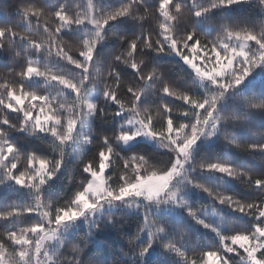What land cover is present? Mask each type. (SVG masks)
<instances>
[{
  "label": "snow or ice",
  "instance_id": "1",
  "mask_svg": "<svg viewBox=\"0 0 264 264\" xmlns=\"http://www.w3.org/2000/svg\"><path fill=\"white\" fill-rule=\"evenodd\" d=\"M240 2L241 0H211L209 6L200 8L196 7V0H191V7L174 0H156L154 7H149L147 0H123L119 8L106 11L101 10L98 3L88 0L90 11L72 14L63 4L51 10L42 0L39 2L23 0L18 8L17 22L0 25V51L11 54L13 61L26 49H31L34 55L43 53L47 57L55 56L56 59L65 61L79 70L78 78H73L60 71L55 73L50 70L41 71L39 67H33L32 61L28 60L26 67L19 73L18 90L16 84L12 82L0 83V89H3V93H0V107L18 114V119L14 123L7 117L0 121V176L29 189L36 209L40 207L49 209L41 214L40 220L36 223L6 232L11 252L7 251L6 243L0 241V264H59L57 258L50 252L51 242L59 237L66 223L95 211L105 201L143 197L148 201H172L178 205L184 204L183 199L179 197L180 185L193 183L188 169L192 164V148L201 137L215 135L222 123L236 119L221 115L217 104L225 91L238 87L255 67L264 63V27L257 31L225 26L214 38L202 42L201 34H197L194 30L185 31L182 36L177 35V26L184 20L183 10L186 7L190 8L191 16L199 18L214 8L228 7ZM259 3L264 7V0H259ZM141 7L143 12L138 14L137 10ZM152 9L159 13L155 19L158 21V34L161 38L155 42L151 40L150 33L146 34L144 28V23L148 21ZM45 16L55 17L54 30L47 22L43 26L39 25L38 21ZM124 17L139 24L141 30L133 37H120L122 43L126 41L122 47L124 51L115 54L112 61L107 64V76L114 81L115 87L105 85L101 88L99 84L102 81H99L97 76L101 74L102 66L95 59V49L105 39L104 29L111 22ZM33 18L37 20V32L42 27L47 34L45 40L37 41L32 38ZM85 25L89 26L90 30L86 31L83 38L76 39L80 43V58H76L62 47L65 43V32ZM18 28L24 29V34L18 32ZM67 40L73 41L68 38ZM252 45H255L256 51H253ZM145 50L175 53L190 66L202 83L207 82L208 85L214 86L216 91H213L212 87H207L204 96H192L162 80L155 68L145 73L143 55ZM202 50L205 53L209 51L215 53V61L211 68L202 67L197 63V60L209 59L207 55L201 56ZM137 56L141 58L138 60ZM118 64L127 65L135 73V79L128 81L127 87L130 107H126L118 97L122 81L121 74L116 68ZM34 77L55 84L59 88L56 96L44 95L28 89L25 82ZM157 82L161 85L159 89L155 88ZM97 87L102 89L106 101L117 106V111L113 115L125 116L122 130L115 135L116 141L127 143L140 135L152 137L161 147L168 149L172 158L165 167L152 171L151 175L146 173L153 169L154 165L147 157L135 155L126 159L121 158L123 170L118 174L119 187L113 188L109 183L112 177L106 178L104 174L105 169L113 163L112 158H116L119 154L114 151L110 143L112 138L103 137L102 150L98 154L99 167L95 168L91 163L85 164L83 171L88 174V178L82 190L77 191L68 204L55 207L53 211L51 202L47 200L45 203L42 188L62 166L65 145L92 143L90 136L78 132L77 127L83 128L87 119L95 115L98 105L91 100L90 93ZM65 90L72 93L73 98L70 102ZM150 93H158L182 101L186 108L178 112V110L174 111L173 106L163 104L162 108L157 110L164 118V123L158 130L152 110L142 103V97ZM26 100L29 102L27 106ZM251 107L264 108V102L253 103ZM99 111L103 114V108H99ZM64 112L68 113L66 120ZM177 115L186 119L179 120L176 118ZM11 129L28 130L32 134H49L54 138V150L59 153L58 158L53 160L33 153H21L16 145L8 140V131ZM227 142L242 147L233 140ZM246 150L264 151V143L247 145ZM21 156L25 170L17 167ZM196 168L227 175L264 195V178L253 180L250 172L220 162L193 164L192 170ZM194 186L207 192L219 204L226 205L255 221L246 229L236 230L235 234L228 236L218 227L199 219L197 212L189 210V215L197 223L216 233L223 249V251L220 249L207 251L201 256L199 264H235L233 257L236 256L240 257L243 264H264V199L259 202H245L199 183ZM32 211V205L26 208H12L0 212V220L21 217L25 212ZM146 223L155 229V233L163 231V228L150 218H146ZM165 246L178 253L182 257L183 264H198L194 258L189 260L187 253L174 244L169 243ZM240 249L243 251H239ZM73 251L79 254L80 249L74 248ZM143 251L146 252L147 247ZM72 264H80V262L78 259H73Z\"/></svg>",
  "mask_w": 264,
  "mask_h": 264
},
{
  "label": "trees",
  "instance_id": "2",
  "mask_svg": "<svg viewBox=\"0 0 264 264\" xmlns=\"http://www.w3.org/2000/svg\"><path fill=\"white\" fill-rule=\"evenodd\" d=\"M39 2V0H38ZM51 10H55L60 4L65 5L72 14L90 11L87 0H42ZM191 7V0H174ZM23 0H0V25L16 23L18 18V8ZM98 3L101 10L111 11L117 9L123 0H93ZM149 7H154L156 0H147ZM211 0H196V7H207ZM183 10L184 20L177 26L179 36L184 35L185 31H195L200 35L202 42L214 38L225 26L233 28H248L259 31L264 27V7L259 0H241L240 3L228 7H218L212 9L206 15L199 18L191 16L190 8ZM138 14L143 12V8L137 10ZM159 13L152 9L148 16V21L144 23L146 34H151V40L155 42L160 39L158 21L155 19ZM47 24L54 30L55 17L45 16L38 23L43 26ZM37 20L33 18L32 31L33 39L40 41L47 38V34L42 30L37 32ZM140 25L135 21L124 17L111 22L105 29V39L101 41L95 49V59L101 64V74L97 76L99 87L105 85L115 87L114 81L107 76L109 64L115 54L124 51L125 42H121L120 37H133L140 32ZM18 32L24 34V29L18 28ZM88 27L73 28L65 32V43L62 47L70 55L79 57L80 43L76 39L84 37ZM207 37V38H205ZM73 40L68 41L67 40ZM22 46V45H21ZM256 51L255 45H252ZM19 51V49H17ZM55 52V49H53ZM145 73L153 68L158 70L160 78L174 85L176 88L188 92L192 96L202 97L205 89L214 86L207 82H201L189 65L185 64L180 56L175 53L154 52L145 50ZM207 55V61L197 60L199 65L211 68L215 61V53L201 51V56ZM141 57L137 56L139 60ZM28 60L32 61L33 67H39L41 71L50 70L52 73L60 71L69 74L70 70L63 67L65 61L56 59L55 56L47 57L41 53L32 54L31 49H26L15 61L11 59V54L0 51V83L12 82L19 88V73L26 67ZM258 62V60H257ZM9 66V67H8ZM8 67V68H7ZM67 68V66H66ZM120 72L122 81L118 91V97L130 107V94L127 93L128 81L135 79V73L127 65H116ZM77 70L75 76L78 78ZM28 89L44 95L56 96L59 88L42 78H35L25 82ZM97 87L91 93L92 101L98 105L95 115L89 117V130L92 143L86 144L80 156L70 159L72 150L71 145L64 146L63 164L56 174L49 181V195L47 200L51 202L53 211L55 207L64 206L71 201L74 194L82 190L86 183L88 174L84 173L85 164L91 163L95 168L99 167V151L102 150L103 137H111L110 143L114 151L119 155L113 159L105 173V177L111 176L109 181L113 188L119 187L118 174L123 170L121 158H128L135 155L147 157L154 168L146 174L151 175L152 171L163 168L171 160L172 154L168 149L155 144H148L136 141L128 147H124L119 141L115 140V135L122 130L125 116L113 115L117 111V106L104 99L102 89ZM160 83L155 84L159 89ZM3 93V89H0ZM90 93V94H91ZM65 95L69 102L72 100V93L65 90ZM7 102V101H6ZM264 102V63L255 67L246 79L236 88L225 91L224 96L217 104V109L221 115L236 117L220 125L217 133L211 137H201L193 146L191 151L192 164L188 166L189 176L193 183H183L180 185L179 197L184 204H170L169 207L162 206L163 202L145 203L141 205L139 200L129 197L124 200L125 207H135L134 210H117L105 214L103 217L93 222L88 230H80L65 239L62 243L50 251L57 258L59 264H72L73 259H78L80 264H183L182 257L165 245L172 243L181 251L186 252L189 260L196 259L198 264L201 256L207 251L222 249L219 239L215 232L210 228H205L197 223L189 210L197 212L199 219L205 223L216 226L225 235L235 234L236 230H243L251 226L255 221L253 218L245 216L232 208L219 204L207 192L194 185L199 183L215 191H221L227 195L234 196L241 201H256L264 199V195L259 194L246 184L237 179L221 174L196 168L192 170V165L196 163L220 162L231 165L233 168L250 172L253 180L264 178V151H247V145L264 143V108H253V103ZM25 101V105H28ZM39 103V102H37ZM142 103L152 110L154 121H157L156 128L161 129L164 123L162 114H158V108H162L167 103L174 107V111H182L186 105L182 101L171 97L161 96L158 93H150L142 97ZM99 108H103V114ZM38 111V109H37ZM63 111V110H61ZM35 115V112H34ZM68 113L64 112L67 119ZM8 118L11 122H16L18 114L11 112L7 108L0 107V121ZM179 120L186 117L177 115ZM7 127V126H4ZM8 140L16 145L21 153H33L40 157L55 160L59 153L54 150V138L47 133L32 134L28 130L8 131ZM233 140L242 147H236L227 141ZM135 167V165H133ZM17 167L24 169L23 156L17 162ZM243 179V178H241ZM171 202V201H169ZM0 197V212L8 211V205ZM45 211H49L45 208ZM44 211V212H45ZM35 215L37 213L35 212ZM33 218V219H32ZM40 217H28L15 220H0V241L7 245V251L11 252V245L8 242L6 232L19 230L23 227L34 224ZM146 218H150L163 228V231L155 233V229L147 225ZM32 221L30 222V220ZM230 243V241H228ZM150 245V246H149ZM147 247V251L143 249ZM238 247V246H236ZM74 248L80 249L79 254L73 251ZM239 251H243L240 249ZM234 255V254H229ZM235 264H243L240 257H233Z\"/></svg>",
  "mask_w": 264,
  "mask_h": 264
},
{
  "label": "rangeland",
  "instance_id": "3",
  "mask_svg": "<svg viewBox=\"0 0 264 264\" xmlns=\"http://www.w3.org/2000/svg\"><path fill=\"white\" fill-rule=\"evenodd\" d=\"M87 3H88V0H87ZM87 27H88V30H90L89 26ZM63 67H65V69L68 71L70 70L68 75H71L73 78L76 77L75 72L77 71V69L73 68L71 65H68L66 62H64ZM35 78L36 77H34L33 79ZM90 98L92 100L93 98L92 93L90 94ZM88 130H89V118L85 122V125L83 126V128H80V126L77 127V131L82 132L84 135H88ZM136 141H142L148 144L156 143V139L152 137L144 136V135L136 136L134 139L128 141L127 143L121 142V141H119V143L122 144L124 147H128L131 144L135 143ZM67 145L72 146V150L70 153V159L78 158L80 156L82 149L86 146V144H79V143H69ZM37 166H38V163H37ZM106 171H107V168L105 169V173ZM0 181H2L0 182V197H3V200L8 205V210L12 208H22V207L26 208L29 205L33 206L32 212H25L24 215H22L21 217H13L11 219H6V220H10V222L11 220H15V219L21 220L23 216L35 217V218L36 216H39L41 218V214L45 211V207H40L39 209L35 208V201L29 189L21 187L15 184L11 180L3 179L2 176H0ZM49 190H50V186H49V181H48L42 188V195H43V198L45 199V203L47 202ZM134 198L135 199L137 198L139 200L138 202H140L141 205H144V208H145V203H158L155 200L153 201L145 200L143 197H134ZM126 203H127L126 201L125 202L124 201H111V202L105 201L103 202L102 206L96 209L95 211L86 213L85 216H82L73 222L66 223L64 227L61 229L59 237L53 242H51L50 251L54 250L58 246V243L60 244L65 239L71 238L70 236H72L76 232L80 230H88L92 226L93 222L97 221L98 219H100L107 213L115 212L117 210H123V211L124 210L126 211L134 210L135 207H132V206L125 207L124 205ZM170 204H173V202L172 201L163 202L162 206H165L167 208L170 206ZM35 212L37 213V215H35ZM40 218L38 220H40ZM32 219L30 220V222L32 221Z\"/></svg>",
  "mask_w": 264,
  "mask_h": 264
}]
</instances>
